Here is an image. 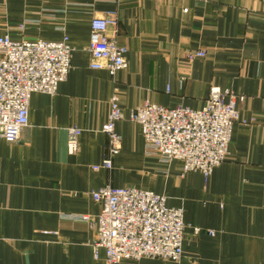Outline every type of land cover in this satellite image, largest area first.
Instances as JSON below:
<instances>
[{"label": "crops", "instance_id": "1", "mask_svg": "<svg viewBox=\"0 0 264 264\" xmlns=\"http://www.w3.org/2000/svg\"><path fill=\"white\" fill-rule=\"evenodd\" d=\"M104 13L116 17L108 35L126 49L114 75L89 67V21ZM6 33L66 34L72 52L56 93L31 95L19 139L0 138V264H105L102 249L94 256L100 206L91 194L106 185L164 194L185 223L179 261L114 264H264V0H0ZM196 50L205 56L188 63ZM213 86L245 98L227 158L204 182L147 156L129 114L147 100L199 108ZM112 94L123 116L115 152L101 130ZM70 127L81 129L72 152ZM107 159L110 168L94 169Z\"/></svg>", "mask_w": 264, "mask_h": 264}, {"label": "built area", "instance_id": "2", "mask_svg": "<svg viewBox=\"0 0 264 264\" xmlns=\"http://www.w3.org/2000/svg\"><path fill=\"white\" fill-rule=\"evenodd\" d=\"M115 24L112 13L93 16L89 21V67L104 69L110 75L126 66V49L108 35L109 27ZM24 25L21 23L19 29ZM71 52L66 34L59 40L0 35V138L12 142L19 139L21 129L28 124L31 95L56 93L71 69ZM187 54L189 61L205 55L202 50ZM243 100V95L213 87L199 108L166 107L147 100L131 110L129 120L140 126L147 156L163 163L176 161L182 173L198 171L206 182L214 168L227 158L238 104ZM109 101L110 111L101 130L115 152L120 138L115 122L123 116L117 95L112 94ZM80 131L77 127L68 129L67 146L71 152L77 148ZM99 167L110 168V160L94 169ZM91 197L100 206L91 220L96 229L95 257L102 249L105 264L141 258L180 260L185 229L183 209L169 205L164 194L135 186L106 185L93 191ZM80 216L90 221L88 216ZM199 231L193 228L194 233Z\"/></svg>", "mask_w": 264, "mask_h": 264}, {"label": "rangeland", "instance_id": "3", "mask_svg": "<svg viewBox=\"0 0 264 264\" xmlns=\"http://www.w3.org/2000/svg\"><path fill=\"white\" fill-rule=\"evenodd\" d=\"M186 10H187V9H185V8L183 9V11H186ZM68 40H69V38H68ZM196 51H197V50H196ZM202 51H203V50H202ZM204 53H205V52H204ZM187 55H188V54H186L185 57H186V59L188 60ZM204 56H205V55H204ZM187 62H188V63H191V61H189V60H188ZM213 87H214V88H215V87H218L219 89H222V90L227 89V88H222V87H219V86H213ZM213 87H211V88H213ZM211 88H210V90H211ZM166 90L168 91V86H166ZM210 90H209V92H210ZM228 90H229V89H228ZM229 91H231V90H229ZM231 92H232V91H231ZM233 93H235V92H233ZM208 94H209V93H208ZM235 94L243 95V94H240V93H235ZM243 96H244V95H243ZM244 98H245V96H244ZM242 102H243V101H242ZM242 102H241V103H242ZM241 103L238 104V118H237V120H236L235 122H237V121L240 120V116H239V106H240ZM230 141H231V138H230ZM228 147H229V146H228Z\"/></svg>", "mask_w": 264, "mask_h": 264}]
</instances>
